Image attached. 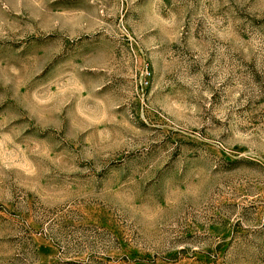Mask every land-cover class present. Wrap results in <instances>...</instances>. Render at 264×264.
I'll use <instances>...</instances> for the list:
<instances>
[{
    "label": "rangeland",
    "instance_id": "374dc122",
    "mask_svg": "<svg viewBox=\"0 0 264 264\" xmlns=\"http://www.w3.org/2000/svg\"><path fill=\"white\" fill-rule=\"evenodd\" d=\"M0 264H264V0H0Z\"/></svg>",
    "mask_w": 264,
    "mask_h": 264
}]
</instances>
